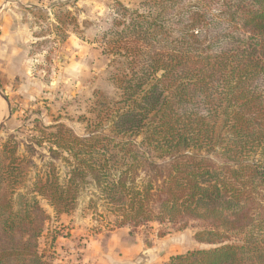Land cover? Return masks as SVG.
Masks as SVG:
<instances>
[{"label": "trees", "instance_id": "1", "mask_svg": "<svg viewBox=\"0 0 264 264\" xmlns=\"http://www.w3.org/2000/svg\"><path fill=\"white\" fill-rule=\"evenodd\" d=\"M67 5L31 8L60 44L79 27ZM115 13L98 42L118 97H96L83 135L34 118L0 144V264H56L42 200L57 218L89 186L115 227L193 225L210 245L154 264H264V0L117 1Z\"/></svg>", "mask_w": 264, "mask_h": 264}, {"label": "rangeland", "instance_id": "2", "mask_svg": "<svg viewBox=\"0 0 264 264\" xmlns=\"http://www.w3.org/2000/svg\"><path fill=\"white\" fill-rule=\"evenodd\" d=\"M117 1L131 9L142 2L9 1L7 6L16 13L14 21L20 23L28 41L13 46L17 51L8 69L1 65L0 100L8 118L0 126V144L11 134L24 140L30 132L26 128L31 127L34 118H40L47 126L62 123L83 135V119L91 116L89 111L96 97H118V90L109 79L110 58L98 42L102 32L113 23ZM60 2H67V9L74 11L79 20V27L70 31L62 44L56 42L48 20H39L29 7L49 9ZM18 127L23 129L17 132ZM36 160L40 162L39 158ZM58 166L63 180L67 169L62 164ZM42 205L50 218L40 239L41 249L56 264H154L189 250L210 247L195 239L199 228L193 225L182 230L157 222L135 230L129 226L115 227V216L103 207L92 186L83 191L74 211L57 218L46 200H42Z\"/></svg>", "mask_w": 264, "mask_h": 264}, {"label": "crops", "instance_id": "3", "mask_svg": "<svg viewBox=\"0 0 264 264\" xmlns=\"http://www.w3.org/2000/svg\"><path fill=\"white\" fill-rule=\"evenodd\" d=\"M9 1L10 0H0V72L2 71L1 65L5 66L3 67L5 70V68H9L10 62L14 61L12 55L15 53V51H17V49L13 46H16L17 44L22 45L24 42L28 41V39L24 37L21 32V26L19 25L20 23L14 21L13 15L16 13L13 8L7 6ZM27 5L29 6V4ZM29 7L32 8L39 6L30 5ZM3 107L4 106H2L0 100V126H2L5 122V119L8 118L6 116V110Z\"/></svg>", "mask_w": 264, "mask_h": 264}, {"label": "water", "instance_id": "4", "mask_svg": "<svg viewBox=\"0 0 264 264\" xmlns=\"http://www.w3.org/2000/svg\"><path fill=\"white\" fill-rule=\"evenodd\" d=\"M6 100H7V98H6Z\"/></svg>", "mask_w": 264, "mask_h": 264}]
</instances>
